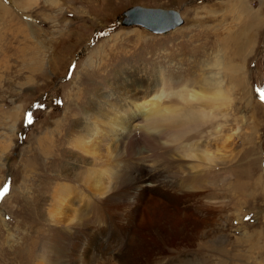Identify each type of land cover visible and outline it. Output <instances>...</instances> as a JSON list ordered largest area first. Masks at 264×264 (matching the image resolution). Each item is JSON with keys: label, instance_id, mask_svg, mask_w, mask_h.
<instances>
[{"label": "rangeland", "instance_id": "obj_1", "mask_svg": "<svg viewBox=\"0 0 264 264\" xmlns=\"http://www.w3.org/2000/svg\"><path fill=\"white\" fill-rule=\"evenodd\" d=\"M0 1V15L11 11L24 34L13 33L18 40L12 47L13 27L6 24L9 34L3 30L0 16V264H264V0H242L243 6L241 0ZM133 6L170 9L181 24L158 33L113 22ZM245 37L254 44L243 53V69L234 72ZM21 46L27 49L22 58ZM139 64L160 72L167 95L219 80L225 96L213 116L202 121L197 112L204 102H190L185 110L198 119L186 116L189 122L162 140L167 152L157 162L164 166L151 158L142 169H122L130 186L135 174L166 176L174 171L173 160H180L181 170L197 176L190 178L193 189L204 195L183 202L149 196L134 212L127 201L105 211L100 201L107 226L95 224L99 231L89 236L98 259L73 261L65 248L52 261L51 235L77 230L50 218L54 184L73 187L72 208L86 213L74 197L84 191L82 177L107 166L106 151L113 152L111 144H95L94 153L84 154L69 143L72 137L50 138V130L68 111L81 110L89 97L88 91L79 93L82 87L109 89L115 71ZM104 106L100 110L110 112ZM138 114L133 128L142 124ZM109 213L119 216L120 227ZM122 245L127 261L115 252Z\"/></svg>", "mask_w": 264, "mask_h": 264}, {"label": "bare ground", "instance_id": "obj_2", "mask_svg": "<svg viewBox=\"0 0 264 264\" xmlns=\"http://www.w3.org/2000/svg\"><path fill=\"white\" fill-rule=\"evenodd\" d=\"M240 2V6H243L244 3L242 0ZM0 3V5H2L1 1ZM164 10L167 9H162V12H164ZM180 24H175L172 28L164 29L158 33L166 32ZM180 31L181 30H178L177 33ZM253 44L254 39L250 41L246 38L243 43L240 41L236 51L238 52L237 56L240 62L235 64L233 68L234 72H239V70L243 69L242 61L245 58L243 53L247 54L245 52L247 45ZM218 63L220 62L218 61L217 64ZM124 68L125 70H117L114 72L112 83L110 82V84L108 82L110 84L109 89L101 87H82L79 93L88 91L89 97L86 102L81 104V106L79 105L82 107L81 110L78 112L76 110L77 113L75 111V113L68 111L63 121L58 122L59 124L55 123V127L50 130V138L53 137V134H58V137L61 138H63L64 134L72 137V140L69 138V143L84 154L94 153L93 149L95 148V144L101 148H107L111 144L112 147L110 149H112L113 152L112 155L110 152L111 150H107L105 155L107 160H111L112 162L110 161L107 163V166H102L98 169L92 167L93 169H89L84 177H82L81 181H83L85 187H82L81 190L84 191L77 190L74 197L78 199L82 207L86 208V213H78L79 211L76 212V209L74 210V207L72 208L73 203L70 195L74 190L73 187L67 183H64L65 185L63 183L57 184V182L54 184L48 210L51 216L50 218H52L54 222L63 225L65 228H69V225H74L77 230L72 233L63 232L65 236L58 231L51 235L49 239L51 243L49 245V250L53 255L51 256L52 261L65 255L62 251V249L65 248L68 249V253L65 256H68L69 259L73 261L77 257L79 260L84 259L86 257L85 255H87L90 262H95L96 258L98 259L99 253L96 251L95 247L91 248L92 238L90 242L89 236L94 234L95 237V233L99 231L97 228L95 230L93 229L95 224L106 222V219L100 216L102 210V208H99L100 201L103 204L102 207L104 211L113 202L127 201L128 212H134L135 210H139L144 200L149 196L162 195L182 200L186 197L195 198L197 195H204L200 190L197 192L198 189H193L192 182L195 180H190V178H195L197 176L187 173V170L185 171L186 168L181 170L180 160H173L175 163L174 171L169 172L168 175L165 174L166 176L163 175L162 171H158L159 168L155 169L158 171L156 173L149 171L150 173L141 175L135 174L133 176L134 180H132L130 186H133L136 191H134L129 198L127 193L130 186H128V180L125 176L130 173L128 169L131 168L133 164H135L136 170H139V168L144 166L145 161L147 162L151 158L154 163L157 162V155H161L166 151L165 147L167 146L162 143V140H169L167 133L171 128L180 127L184 122H189V120H193L194 118L198 119L199 116L194 117L188 110H185L186 107L190 105V102H204L203 105L202 103L200 104L203 108L198 109L199 111L197 112L202 117V121L213 116L214 109L225 96L218 82L219 80H213V82L211 80L210 83L205 82L207 83L206 85L198 88V90H189L190 92L186 90L187 88L178 89L176 91L171 88L173 90L172 93L167 95L164 89V85H166L167 81H164V77L160 78L159 71L155 72L154 68L149 69L148 66L141 64L135 67L130 65V67L127 66L121 69ZM171 96L173 98L165 101V99ZM104 105L109 107L110 112H106L105 114L104 112L106 110H100L105 107ZM139 112H141L140 119L142 120V124L133 128L132 122L137 115L139 116ZM191 112H195V110L192 109ZM85 116L89 118L86 119ZM186 116L189 120L185 119ZM58 126L63 127L57 129ZM133 152L135 153L133 154ZM132 154L134 156H132ZM159 163H156L157 166H159ZM148 164H151V162ZM123 168L127 169V174L122 171ZM56 177H58V175H54L53 178ZM183 180L188 181V184L187 182L183 184ZM183 201L184 200L181 202ZM110 218L120 227L118 223L120 220L119 216L110 215ZM105 225L107 226L106 223ZM122 244L124 243L122 242ZM124 246L125 245H122L121 249L115 252L122 260L127 261L128 255ZM89 250H91V252H89ZM29 254L30 252L27 253L26 256L28 260ZM24 261L27 260L24 259Z\"/></svg>", "mask_w": 264, "mask_h": 264}, {"label": "water", "instance_id": "obj_3", "mask_svg": "<svg viewBox=\"0 0 264 264\" xmlns=\"http://www.w3.org/2000/svg\"><path fill=\"white\" fill-rule=\"evenodd\" d=\"M175 14V11L170 9L162 12L160 8L133 6L115 17L113 22L120 25L135 23L146 29L163 31L180 23V19ZM57 80L54 81L53 85L58 82Z\"/></svg>", "mask_w": 264, "mask_h": 264}, {"label": "crops", "instance_id": "obj_4", "mask_svg": "<svg viewBox=\"0 0 264 264\" xmlns=\"http://www.w3.org/2000/svg\"><path fill=\"white\" fill-rule=\"evenodd\" d=\"M1 16V20H2V24H3V26H4V28H3V30H5L8 34H9V32H8V29H6V24H11V26L13 27V31L11 32V35H12V47H14L15 46V42L18 40L17 38V40H13V33H14V35H15V37H17V34H21L22 33V29H21V25L19 24V22H18V20L15 18V16L13 15V13L11 12V11H6V16L5 15H0ZM6 32H3L4 33V35H5V33ZM22 35L24 36V34L22 33ZM25 41V44H26V42H27V40L25 39L24 40ZM16 47H18V45H16ZM26 47H27V44H26ZM26 47H20V52H21V56H20V58H22V57H25V54H26V51H27V49H26ZM0 57H1V55H0ZM41 73H43V71L41 70L40 71Z\"/></svg>", "mask_w": 264, "mask_h": 264}, {"label": "snow or ice", "instance_id": "obj_5", "mask_svg": "<svg viewBox=\"0 0 264 264\" xmlns=\"http://www.w3.org/2000/svg\"><path fill=\"white\" fill-rule=\"evenodd\" d=\"M57 103H59V101H57ZM6 190V189H5Z\"/></svg>", "mask_w": 264, "mask_h": 264}]
</instances>
